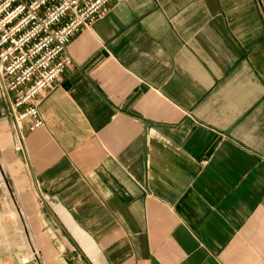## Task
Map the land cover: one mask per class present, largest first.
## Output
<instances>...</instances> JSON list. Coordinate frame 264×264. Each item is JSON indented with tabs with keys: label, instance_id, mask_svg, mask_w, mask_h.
<instances>
[{
	"label": "crops",
	"instance_id": "crops-1",
	"mask_svg": "<svg viewBox=\"0 0 264 264\" xmlns=\"http://www.w3.org/2000/svg\"><path fill=\"white\" fill-rule=\"evenodd\" d=\"M68 54L24 153L0 90V264H264L261 0L112 3Z\"/></svg>",
	"mask_w": 264,
	"mask_h": 264
},
{
	"label": "built area",
	"instance_id": "built-area-1",
	"mask_svg": "<svg viewBox=\"0 0 264 264\" xmlns=\"http://www.w3.org/2000/svg\"><path fill=\"white\" fill-rule=\"evenodd\" d=\"M129 0H0V90L9 104L15 149L26 152L24 123L42 125L40 97L72 65L74 36L105 15L112 3ZM0 194L17 205L13 180L0 145ZM17 207V206H16Z\"/></svg>",
	"mask_w": 264,
	"mask_h": 264
},
{
	"label": "rangeland",
	"instance_id": "rangeland-1",
	"mask_svg": "<svg viewBox=\"0 0 264 264\" xmlns=\"http://www.w3.org/2000/svg\"><path fill=\"white\" fill-rule=\"evenodd\" d=\"M10 231L14 232L19 237L22 236L21 238H24L26 242L25 229L22 227L20 213L17 207L10 198L5 199L4 196L0 194V250L2 247L6 248L10 245L8 244L10 242L8 239ZM17 240L20 239L18 238ZM19 246H22V244L19 243ZM0 257L3 256L0 255Z\"/></svg>",
	"mask_w": 264,
	"mask_h": 264
},
{
	"label": "water",
	"instance_id": "water-1",
	"mask_svg": "<svg viewBox=\"0 0 264 264\" xmlns=\"http://www.w3.org/2000/svg\"><path fill=\"white\" fill-rule=\"evenodd\" d=\"M261 2H262V5H263V7H264V0H261Z\"/></svg>",
	"mask_w": 264,
	"mask_h": 264
}]
</instances>
